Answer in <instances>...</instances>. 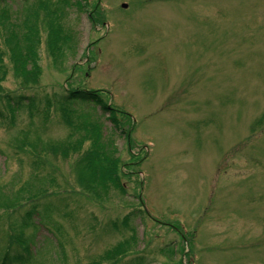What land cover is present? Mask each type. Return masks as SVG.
Instances as JSON below:
<instances>
[{
    "label": "rangeland",
    "instance_id": "rangeland-1",
    "mask_svg": "<svg viewBox=\"0 0 264 264\" xmlns=\"http://www.w3.org/2000/svg\"><path fill=\"white\" fill-rule=\"evenodd\" d=\"M87 1H0V264H264V0Z\"/></svg>",
    "mask_w": 264,
    "mask_h": 264
},
{
    "label": "trees",
    "instance_id": "trees-1",
    "mask_svg": "<svg viewBox=\"0 0 264 264\" xmlns=\"http://www.w3.org/2000/svg\"><path fill=\"white\" fill-rule=\"evenodd\" d=\"M1 1V0H0ZM10 1V0H8ZM80 2V10H83L84 11V4L82 5V3H85V2H88L87 0H85L84 2H82L81 0H79ZM43 5V4H42ZM40 5L39 8H42L46 13V16L48 17L51 13V12H47L48 10V7L47 6H42ZM25 43V42H24ZM22 63V61H21ZM21 76H25V75H22ZM26 77H23V79H25ZM35 83L38 82V76L35 75V77L33 78ZM23 100L22 98H15V99H12V100H9L8 101V106L10 107V112L13 113L15 110L14 108L17 107L20 105V101ZM64 100L65 101H81L83 103H90L93 102L94 104L98 105L102 111H107L110 112L112 111V109L103 101L101 100V98L94 92H85V91H78V90H72V91H69L67 93H65V96H64ZM15 103V104H14ZM93 104V105H94ZM16 105V106H14ZM93 110V109H92ZM1 109H0V118L2 119V116H1ZM111 121H114L113 118L110 119ZM114 128L116 129L118 126H115L113 125ZM115 150L111 149V150H107V153L106 151H104V159L103 160V163H101V161L95 163V161L91 162V164L88 165V170L90 172L89 173V179H87L86 181H92V185H86L84 183H82V186H83V191H84V196H86L87 198H89L90 200H93V199H101L99 193H97V190H94L95 187L94 186H104L106 184H110L112 186H119V184L117 185V171H119L117 169V156H115ZM94 187V188H93ZM121 187V186H120ZM122 189V188H120ZM105 190V189H104ZM43 197V196H42ZM40 196H37L35 197V199L33 198L32 199H27L26 200V204L32 202L30 208L26 211V212H23V208H24V202L23 204H20V208L19 210H21V216L22 217H17L20 218V221L17 222V221H13L12 222V229L14 231H20L21 229H23L25 226L28 225H36L35 224V217L36 215H39V208L41 205H39V200ZM140 205L144 206V204L140 203ZM148 213V211H146ZM149 214V213H148ZM39 217V216H38ZM34 220V221H33ZM35 227V226H33ZM8 246V249L12 246V242L8 243L7 244ZM25 256L23 255H12V251H9V250H6V252L3 254L2 256V262L5 263V264H14V263H25L28 259H29V252H30V248H26L25 250Z\"/></svg>",
    "mask_w": 264,
    "mask_h": 264
},
{
    "label": "water",
    "instance_id": "water-1",
    "mask_svg": "<svg viewBox=\"0 0 264 264\" xmlns=\"http://www.w3.org/2000/svg\"><path fill=\"white\" fill-rule=\"evenodd\" d=\"M122 6H123V7H126V5H124V4H123Z\"/></svg>",
    "mask_w": 264,
    "mask_h": 264
}]
</instances>
